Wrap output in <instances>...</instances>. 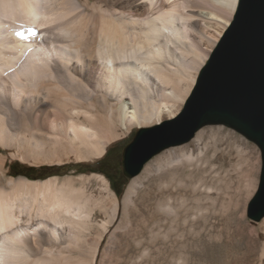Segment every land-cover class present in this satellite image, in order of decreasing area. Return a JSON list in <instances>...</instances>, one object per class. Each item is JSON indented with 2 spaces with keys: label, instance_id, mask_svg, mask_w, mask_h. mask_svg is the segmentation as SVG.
I'll use <instances>...</instances> for the list:
<instances>
[{
  "label": "bare ground",
  "instance_id": "obj_1",
  "mask_svg": "<svg viewBox=\"0 0 264 264\" xmlns=\"http://www.w3.org/2000/svg\"><path fill=\"white\" fill-rule=\"evenodd\" d=\"M236 5L237 0H0V264H94L111 226L123 217L128 226L130 215L139 214L134 200L149 178L160 185L178 180L180 187L198 191L195 211L183 223L195 227L201 219L220 231L208 242L219 248L229 243L228 217L222 213L211 223L213 192L235 170L243 181V163L251 175L257 167L256 149L230 132L201 130L187 145L156 156L120 201L98 178L112 199L108 214L101 206L104 218L94 222L101 204L85 193L90 176L31 181L9 176L7 165L96 161L132 129L174 119ZM210 174L211 185L205 181ZM158 208L180 224L169 202ZM93 223L100 231L90 238ZM178 229L167 228L163 239ZM242 245L245 263L264 264V237L259 244L243 233ZM85 246L93 251L91 259L73 255Z\"/></svg>",
  "mask_w": 264,
  "mask_h": 264
},
{
  "label": "rangeland",
  "instance_id": "obj_2",
  "mask_svg": "<svg viewBox=\"0 0 264 264\" xmlns=\"http://www.w3.org/2000/svg\"><path fill=\"white\" fill-rule=\"evenodd\" d=\"M238 4L239 0H237L232 21L221 35L219 42L232 24ZM213 52L214 51H212V54ZM209 59L210 57L206 59L205 64L198 71L199 73L197 74L195 82L184 102L181 104L177 115L184 108L189 97L197 89L201 73ZM218 129L222 133L230 132L234 136L236 135L237 137L243 138L240 134L224 126H205L199 131L205 130L210 132L211 130L216 131ZM137 130V128L132 129L126 137L111 144L106 154L99 160L89 162L82 160L65 161L60 164L55 163L40 166L29 165L20 160H15L12 164L7 165L8 175L13 178L23 177L31 181L45 180L54 177L62 180L64 178H73L79 175L90 176L89 182L86 183L84 188L86 195H92L95 201H100L101 205L96 207L93 211L95 213L93 222L95 220L99 221L104 218V215L99 214V208L102 206L101 208H105L108 214L111 207L109 201L112 199V196L105 195L106 191L98 178L101 177V181L104 180L107 182L108 190L116 200L120 201L129 182L142 174L140 172L137 176L129 180L125 179L123 185L116 191L107 178V174L116 176L121 173L123 149L132 140ZM243 140L248 146L254 147L257 151L256 173L251 175L250 165H245L243 163V181L240 179L237 170L233 171L231 176L225 179L222 184L214 190L213 198L215 199V205L209 210L210 212L216 211V213L211 216L212 218H210L211 223L220 220L222 213H224L225 217H228V222L230 224L228 236L231 237L228 239L229 243L219 248L208 242L207 239L210 236L220 233V231H212L209 224L207 226L203 225L201 222L199 223L201 219L197 220L195 227H191L189 223H183L184 218L186 219L195 211L194 207L196 206L194 202H196V197L200 195L198 191H194L189 186V188L180 187L178 185V180H170L167 178V180L164 179L160 185V183L156 182L157 179L149 178L150 180L147 182L145 181L144 186L137 192L134 200L136 210L139 214L137 216L129 214L128 226L126 225V218L123 217L122 220L120 218L119 225L116 224L113 227L111 226V228L109 227L112 234L109 237V234L102 237L100 248L94 259V264H258L256 260L246 263L243 261L242 244L243 233H245V235L247 234V236H254L259 244L262 242V237H264L261 235L262 232L260 231V228L261 230L264 229V217L258 222H254L248 218L249 204L259 190L261 158L258 148L244 138ZM189 142L165 149L156 156H159L167 150L180 148L187 145ZM152 159L147 163L152 161ZM211 159L213 161L215 160L214 158ZM147 163L145 165H147ZM245 171L247 173H245ZM186 175H188V173H186ZM210 177L212 178L213 174L208 175L205 180L209 185L212 183ZM192 180L194 181L195 179L192 178ZM164 181L166 182L164 183ZM249 181L251 182L249 183ZM242 182L243 193H241ZM194 183L195 182H193L192 185ZM163 202H169L175 208L179 216L178 219L180 220V224L178 225L180 229H178L175 222H172L173 216L169 217L165 215L164 212L160 211L158 208ZM169 227L178 230L171 232L168 240L165 241L163 236ZM99 231V227L93 223L89 231L90 238L94 237ZM179 234L180 236L178 237ZM198 241H200V243ZM85 247H83L82 252L80 251V254L73 252V255L91 259L93 251L90 250L89 247ZM222 251L224 253H222Z\"/></svg>",
  "mask_w": 264,
  "mask_h": 264
},
{
  "label": "water",
  "instance_id": "obj_3",
  "mask_svg": "<svg viewBox=\"0 0 264 264\" xmlns=\"http://www.w3.org/2000/svg\"><path fill=\"white\" fill-rule=\"evenodd\" d=\"M205 126H224L260 152L259 190L248 218L264 217V0H239L234 19L201 73L199 85L172 120L140 128L125 146L121 172L129 180L154 156L191 141Z\"/></svg>",
  "mask_w": 264,
  "mask_h": 264
},
{
  "label": "flooded vegetation",
  "instance_id": "obj_4",
  "mask_svg": "<svg viewBox=\"0 0 264 264\" xmlns=\"http://www.w3.org/2000/svg\"><path fill=\"white\" fill-rule=\"evenodd\" d=\"M107 178L110 180L112 187L114 190H118L124 183L125 181V177L123 176L122 172L119 175H110L107 174Z\"/></svg>",
  "mask_w": 264,
  "mask_h": 264
},
{
  "label": "trees",
  "instance_id": "obj_5",
  "mask_svg": "<svg viewBox=\"0 0 264 264\" xmlns=\"http://www.w3.org/2000/svg\"><path fill=\"white\" fill-rule=\"evenodd\" d=\"M116 191V190H115Z\"/></svg>",
  "mask_w": 264,
  "mask_h": 264
}]
</instances>
